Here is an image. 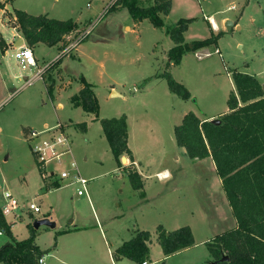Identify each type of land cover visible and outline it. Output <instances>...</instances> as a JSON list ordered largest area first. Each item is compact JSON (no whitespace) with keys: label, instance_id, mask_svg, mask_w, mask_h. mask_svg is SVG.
<instances>
[{"label":"rangeland","instance_id":"rangeland-1","mask_svg":"<svg viewBox=\"0 0 264 264\" xmlns=\"http://www.w3.org/2000/svg\"><path fill=\"white\" fill-rule=\"evenodd\" d=\"M117 1L10 0L11 17L15 15L16 9H20L32 15L47 14L51 18L61 20H79L77 21L79 31L67 37L68 44L49 46L41 43L34 47H37L35 55L39 58L38 67H48L51 62L64 55L62 62L47 72V75L51 76L49 81L44 76L45 80L39 79L21 90L20 87L25 81L24 76L33 75L37 67L32 68V71L22 70L17 63L15 49L9 48L5 55L0 47V125L3 128L0 131V202H3V194L9 185L8 191L19 198L21 203L28 205L34 200L42 208L37 214L22 211L23 208L17 210L16 213L25 215L23 221L14 213L8 214V219L16 223L14 233L19 240L30 237L31 226L35 228L36 220L48 218L56 223L58 229L70 225L74 215L77 218L85 216L87 222L91 221L92 210L88 198L77 193L79 184L65 186L70 182L66 180L63 183V190L60 191L54 190V186L48 188L45 186L46 181L42 179L32 152V141L27 139L28 130L43 129L40 125L44 120L50 121L52 125L57 123L58 113L61 119L74 117L70 96L77 92L78 86H82L81 76H85L93 83V89L95 88L99 94L100 115L110 118L121 111L129 116L132 128L131 144L139 151L143 161L152 162L150 171L155 170L159 164L160 152L163 150L161 167L171 169L175 173V179L164 182L156 177L150 179L149 190H152L155 199L152 208L158 216L159 225L170 229L177 225L178 227L190 225L200 241L210 240L215 234L235 225L228 217L223 221L221 214L215 209L218 207L215 206V200L219 194L208 184L213 175H217L210 168L213 159L190 158L186 149L178 145L174 128L181 123L185 111L194 110L202 117H206L227 109V99L232 89L228 71H249L264 78V0L174 1L175 10L170 16L163 17L164 21L171 25L182 14L199 17L200 21L192 27L198 40L206 37L202 21L204 15L213 14L216 18L231 15L234 18L241 15L240 12L242 8L244 9L240 20L243 27L233 30L225 27V31L221 32L218 39L221 55L213 53L210 57L200 59L196 55L198 50L189 51L173 69V77L191 91L192 97L189 99H184L170 89L167 79L163 76L170 68H165L161 64L160 53L157 57L151 54L152 42L161 40L162 45H166L167 42L162 40L165 37L164 31L155 28L149 20L144 23L142 32L138 28L126 30L125 25L133 23L128 8L119 6L116 9H109L110 5ZM140 1L144 6L156 3V0ZM233 3L238 8L229 11L228 7ZM16 25L17 22L13 20L3 19L0 24L1 34L7 39L11 38L16 31L14 28ZM83 33H86V36L80 44L67 52H62L69 48L71 41H75L74 38L84 36ZM208 49L214 52L215 46L211 45ZM110 53L127 54L129 59L121 68H116V63H113L112 59L109 61ZM99 59L104 60L107 73H117L119 79L114 81L106 74L104 84L99 85L101 80L98 76ZM52 79L55 87L59 85L67 88L57 95L58 102L64 105L58 113L50 101L46 87L47 81L49 83ZM69 81L73 83L72 86ZM111 85L117 87L121 96L110 95ZM65 124L73 140L81 174L90 178L88 189L93 203L97 206L99 198L111 208H115V201L122 202V207L132 204L129 194V190L132 189L126 177L129 171L126 172L123 162L120 165L116 160L108 140L103 141L101 138L105 136L101 123L93 124L88 134L84 133L80 125L69 127L67 123ZM73 130H77L78 134ZM85 138L91 139L89 147L85 146ZM63 160L65 168L72 172L70 155L63 156ZM57 162V160L53 162L56 167ZM132 163H128L127 170H131L130 166L135 165ZM125 164L127 165V162ZM113 168L116 169L111 170ZM104 171L110 172L101 176L100 173ZM72 174L74 175L73 172ZM32 176L42 182V188L34 187ZM24 179L29 181V187L21 186L25 183ZM126 181L128 189L121 195V200H117L116 197L120 195L118 190ZM220 189L223 190L222 187ZM58 194L64 197L61 201L56 199ZM133 217L128 214L123 220L114 222L110 229L101 221L104 230H107L109 241L113 234L126 237L127 231L124 227L132 225ZM41 230L49 231L50 227L42 225ZM2 239L5 240V236H0V241ZM39 243L41 247L49 245L50 235L42 233ZM154 254L155 258L153 260L150 258V264L165 263V259L154 261L161 258L156 251ZM185 258L197 261L195 264L211 263V254L204 242L184 257H171L166 264H186ZM46 259L50 264L51 261L53 264L58 263L50 254L46 255Z\"/></svg>","mask_w":264,"mask_h":264},{"label":"trees","instance_id":"trees-1","mask_svg":"<svg viewBox=\"0 0 264 264\" xmlns=\"http://www.w3.org/2000/svg\"><path fill=\"white\" fill-rule=\"evenodd\" d=\"M119 6L128 8L135 21L148 19L155 27L162 28L165 22L161 13H169L171 0H156L155 4L149 6L142 5L140 0H118L109 9ZM15 15L20 31L32 48L40 43L49 46L68 44L67 36L79 31V24L73 19L61 20L47 14L32 15L20 9L15 10ZM191 21L192 18H181L167 28L168 34L176 43L169 50L168 67L172 63L180 64L189 51H197L217 43L220 33L206 39L185 42L184 32ZM83 34L85 35L80 38L79 44L85 39L86 33ZM0 47L3 52L7 49L3 38L0 39ZM63 56L51 62L45 70L44 76L48 81L51 76L47 72L60 64ZM163 76L174 93L184 99L191 97L189 90L170 71L164 72ZM232 77L235 90L229 94V111L218 118L219 122L202 120L194 111H189L175 127V135L178 145L186 149L190 158L213 159L237 220L236 227L218 233L206 242L211 254L210 264H264V85L254 75L240 71H234ZM48 81L47 92L54 98V80ZM80 81L82 88L71 97V102L99 117L100 104L93 84L85 76H81ZM101 124L119 164L122 165L124 155L132 159L133 154L128 144L127 116L123 114L120 117L103 118ZM79 125L82 130H86L85 122ZM128 171L132 187L142 189L140 173L133 168ZM0 231L10 238L0 246V263L39 264L40 257L46 252L35 242V228L31 226L30 237L18 240L13 234L12 224L7 221L0 208ZM157 234L165 256L196 243L189 225L171 231L158 225ZM151 238L150 231L138 230L132 239L116 249L114 256L142 263L149 259Z\"/></svg>","mask_w":264,"mask_h":264},{"label":"crops","instance_id":"crops-1","mask_svg":"<svg viewBox=\"0 0 264 264\" xmlns=\"http://www.w3.org/2000/svg\"><path fill=\"white\" fill-rule=\"evenodd\" d=\"M174 1L175 0H171V8H170L169 13L168 14L161 13L162 17L170 16L174 12V10H175V2ZM237 8H238V6H236L235 3H233V5H230L228 7V10L230 11V10L237 9ZM243 10L244 9L242 8V10L240 12L241 15H239V16L237 15L238 17L235 16L234 18L231 15H226L223 18H216V17H214L213 14L207 15V16L204 15V18L202 21H203L204 25L206 26V27L204 26L205 31H206V37L200 38V40L212 37V36L217 35L219 33L221 34L222 31H225L224 28L227 27L226 23L228 22V20L232 21V23H233V26L231 28L232 30L235 28L241 29L243 27V25L241 24L240 20L242 18L243 12H244ZM181 18H187V19L192 18L193 19V21H191L189 23L187 30L184 32L185 42H192V41L198 40V39H196V35H195L196 32L192 27L194 24H196L200 21L199 20L200 18L192 16V15L182 14L175 22H173V24L178 22ZM76 21H79V20H76ZM132 21H133L132 24H126L125 25V29L128 30V28H130V30H135L136 28H138V30L140 32H142L141 29L143 28L144 23L148 21V19H144L142 21H135L132 18ZM173 24H171V25H173ZM171 25H167V23L165 22V26L162 28H158V27L154 26L155 28L161 29L162 31H164L165 37L162 38V40L166 41L167 43H166V45H162L161 40H156V41L152 42V45H151V48H152L151 54L157 57L158 54L160 53L161 64L163 66H165V68L168 67L167 65L169 62V57H168L169 50L172 47H174L176 44L175 41L170 36V34H168V32H167V28ZM14 28L16 31H15V33H13L12 37L9 39L5 38L0 32L1 37L5 40V42L7 44V49L5 51V55L9 52V48L15 49V46L17 45V43L19 42V39L21 37L24 38V43L27 44L26 38L23 36L22 32L20 31L18 24ZM138 39L140 42L141 36ZM40 44H38V45H40ZM218 44H219V40L217 41L216 44H213V46H215L214 52L210 51L208 49V47L199 49L197 52L209 53L208 55H205L203 58H200V59L210 57L213 55V53H218L219 55H221L222 51H221V49H219ZM36 48H33L34 54H35ZM217 50H219V52H217ZM110 55H111V58L109 59V61L112 59V62L116 63V65H115L116 68H121V66L125 65L126 60L129 59L127 54L110 53ZM35 57H36V60L38 63L39 58L36 55H35ZM97 63H99L98 64V67H99L98 76H99V79H101L98 83L99 85L104 84V78H105L104 75H106V74H108V76L111 79H113L114 81L119 79L117 73H111V74L107 73V71L105 70V69H107L106 68L107 66L104 63V60L99 59V62H97ZM176 66L177 65H175L173 63L171 65H169L168 68H170L169 70L171 73ZM234 71H236V70H234ZM234 71H228V75H229V78L231 81V86H232L231 91L235 90V84H234L233 77H232V74ZM240 72H242V71H240ZM243 73L254 75L264 85V78L263 79L260 78L257 73L249 72V71H243ZM63 75H64V72H63ZM172 75H173V73H172ZM69 83L71 84L70 86H72L73 83L71 81H69ZM70 86H68V88ZM93 87H94V85H93ZM111 87H112L111 93H110L111 96L115 92H116V95H113V96H118V95L121 96L120 95L121 92L118 91V89L115 85H111ZM81 88H82V86H78L77 92L74 94H77L81 90ZM66 89H67L66 87H60L58 85L54 91V98L50 97V101L55 106V110L57 113L60 109H63V107H64V105L62 103L58 102L57 95H58V93L66 90ZM94 90H95V88H94ZM135 91H137V88H135ZM189 92H190L191 97H192V93L190 90H189ZM95 93H96V96H97V98L99 100V104H100L99 94H98V92H96V90H95ZM74 94H72L70 96V99ZM227 101H228V99H227ZM71 105L73 107L72 113H73L74 117L70 116L68 119H61V116L58 113L57 123L52 125L50 123V121L44 120L41 123L40 127L43 129L46 127H54L58 123H67L69 125V127L72 125L73 126L75 125L78 127V124L85 122L87 124V126H86V130L84 133L88 134L91 131L93 124L101 123V119L104 118L103 115L99 114V117H97L94 113L87 112L82 107H76L73 105L72 102H71ZM100 109H101V107H100ZM190 111H194V110H190ZM228 111H229V107L227 106V109L225 111H222V112L217 113V114L216 113L210 114L209 116H206V117H202L201 114L196 112V111H194V112L202 120H214L216 118L217 119L220 118L224 113H226ZM188 112L189 111H185L182 114L181 122H182L184 116ZM123 114H125L127 116V120H128V144H129V147H130L132 154H133L132 159L127 158V165L125 163H123V164L125 166L126 172H128V170L126 169L128 166V163L133 162L135 164L131 167L140 173L141 178L143 180V188L142 189H134L132 187V184H131L130 179H129V175L127 173L126 174L127 181L129 180V185L132 189V190H129L130 198L132 199V204H130L126 207H122V202L115 201V208H111L109 206H106L101 201V199L97 198L98 205L96 206L95 203H93V201L91 200V196L89 193L90 198H88V197L87 198L89 201L90 208L92 210L91 221L87 222L85 216H79L77 218L74 215V218L72 219L70 225L65 226V227H61L60 229L57 228V225H55L54 227H50V230L45 231V232H41L42 226L40 228H35V230H36L35 242L37 245H39V247L43 251L46 252L44 254L45 264H50L49 262H47V259H46V255H49V254L54 258L55 261L58 262L57 264H143L145 261L142 263H139V262L134 261V260L127 258V257L116 258L114 256L116 249H118V247H120L124 242L132 239L138 230H148L152 233V238L149 242V247H150L149 259L146 260L148 262V264L151 263L149 261L150 258L152 260H153V258H155V254H154L155 251H156L157 255H161V258L155 259L154 261L165 259L166 261L164 264H166L168 259H170L171 257H176V256L184 257L185 255H188L189 251H191L195 247H198L202 243L209 241L208 239H203L200 241L199 239L196 238V236L194 234L196 243L193 246L182 249L173 255L165 256L163 249L157 240V237H158L157 227L159 224L157 223L158 222V216L155 214V209L152 208V206L155 205V199H154V195H152V190L151 189L149 190L150 179L156 177L159 181H163V182L167 181V180H173V179H175V173L167 167H165V168L161 167L162 158L164 156L163 150H161V152H160L159 164L156 165L155 170L150 171V168L152 166V164H151L152 162L151 161L147 162L146 160H144L146 163V165H145V163L142 159L143 157L139 156V151L137 149H135L131 144L132 128H131V122H130L129 116L126 113L118 111L112 117H120ZM179 124H177V125H179ZM143 126L145 127V124H143ZM77 127H76V129L78 130ZM146 129L147 128H145V130ZM2 130H3V128L0 125V131H2ZM77 130H73L74 133L78 134ZM174 130H175V128H174ZM102 131H103V128H102ZM101 138L103 139V141H105L104 139H107L106 135L101 137ZM90 140H91L90 138L84 139L85 146L89 145ZM67 155H70V159H71L70 161L75 160L77 162L76 157H75L74 147L72 148V151L70 153H68ZM205 159H207V158H205ZM209 159H212V158L209 157ZM194 160H196V159H194ZM53 162H55V161H52L48 165V168L50 170L62 171V170L68 169V168H65L66 165H65V162L63 160V157L60 161L57 162L58 167L54 166ZM213 163H214V161H213ZM213 163L211 164L212 167H210L211 171L213 173H215V172L217 173L215 163L214 164ZM57 168H59V169H57ZM78 168H79V166H78ZM114 169H116V168H113L111 170H114ZM79 171H80V169H79ZM108 172H110V171H104V172L100 173V175L104 176ZM80 173H81V171H80ZM158 174H162L161 175L162 178H159ZM41 176H42V174H41ZM42 179H43V177H42ZM88 179L90 180V178H88ZM66 180H70V179H66ZM66 180H63L60 182L56 181L55 184L54 183L51 184L45 180L46 181L45 186L47 188L49 186H51V187L54 186V188H53L54 190L60 191V190H63V187H64L63 183L66 182ZM127 181L124 182L123 185L118 190L120 195L118 197H116L117 200H119V199L121 200V195L125 192L126 189H128L127 188L128 187ZM32 183L34 184L35 188H39V187L42 188V182H39L38 180H36L35 177L32 178ZM69 184L74 185L76 183H68L65 186H68ZM208 184L210 186H212L215 189V191L219 194L217 200H215V206L216 207L218 206L217 207L218 209L217 208H215V209L217 210V212L219 214H221V218L223 219V221L226 217H228L229 220L232 222V224H235L232 228L236 227L237 226V220L233 214L232 207L229 203L227 196H224V194H223V193H225V195H226V192H225L224 187H223L222 179L219 177L218 174L217 175L214 174L213 178L209 180ZM21 186L22 187H29L30 183L26 179L25 183H23ZM220 187H222L223 190H221ZM6 188H7L6 191H8L10 188L9 185ZM40 196H42V195H40ZM63 198L64 197L62 194H58V196L56 197V199L58 201H61ZM4 199L5 198H4V194H3V202H0V208L1 209L3 208V206L5 204ZM128 214L134 216L133 217L134 221H133L131 226L126 225L124 227V229L127 231V234L125 235L126 237H122L121 234H113L110 237L111 241H109L108 235H107V230H104L103 226L105 225L108 229H110L109 227L114 222L123 220ZM5 217H6L7 221L12 224V231H13V234L15 236L14 228H15L16 223L12 222V220L10 221L8 219V214H5ZM19 218L23 221V220H25L26 217H25V215H23ZM101 221L104 223V225H102ZM156 224H158L157 227H155ZM29 225H30V223H29ZM178 226L179 225H177L176 227H173V228L177 229ZM46 227H49V226H46ZM232 228H230V229H232ZM166 229L168 231L174 230V229H170V227H168ZM192 231H193V228H192ZM42 233H48L50 235V243H49V245H44V247H41V244L39 243V239H40V236L42 235ZM193 233H194V231H193ZM0 236H5V240L2 239V241H0V246H2L5 242L9 241V239H10L5 233H3L1 231H0ZM20 240H23V239H20ZM184 262H186V264L197 263V261H195V262H194V260L189 261L186 258H185ZM51 264H53V261H51Z\"/></svg>","mask_w":264,"mask_h":264},{"label":"built area","instance_id":"built-area-1","mask_svg":"<svg viewBox=\"0 0 264 264\" xmlns=\"http://www.w3.org/2000/svg\"><path fill=\"white\" fill-rule=\"evenodd\" d=\"M9 5L10 0H0V24L1 22H3V19H7L8 21L13 20L14 22H17L16 15H14L13 17L9 16L10 13L12 15ZM88 32L89 31L87 30L86 33ZM80 38L81 37L74 38L75 41H71L69 48L62 52H67L72 47H76L79 44ZM217 52H219V50H217ZM208 54L209 53L204 52L196 53L198 58H203ZM15 57L19 67L24 71H32V68L37 67V71L33 73V75L30 74L24 76L25 81L20 87L21 90L27 86L34 84L36 80L44 79L43 76L47 67L37 66L38 63L32 47L25 43L22 45H16ZM27 139L29 141H32V152L36 158L37 165L44 180L53 184L56 181L60 182L66 179H70L69 183L79 184V187L77 188L78 195H86L88 198H90L88 189V183L90 180L80 173L78 164L75 160L71 162V167L73 168L72 172L74 173V175L68 169L62 171H54L48 168L49 163L55 160L60 161L63 156L72 151L73 140L65 123H58L54 127H46L42 130L30 128L27 132ZM161 175L162 174H158V177L162 178ZM4 198L5 204L2 208L4 215L14 213V215L19 218L22 215L16 213V211L20 208H23L22 211L26 210L30 213L35 214L42 211L40 204H38L34 200H32L28 205L23 204L10 191H6L4 193ZM39 264H45L44 255L40 257ZM143 264H148V262L145 261Z\"/></svg>","mask_w":264,"mask_h":264},{"label":"water","instance_id":"water-1","mask_svg":"<svg viewBox=\"0 0 264 264\" xmlns=\"http://www.w3.org/2000/svg\"><path fill=\"white\" fill-rule=\"evenodd\" d=\"M226 26H227V28L230 30V29L232 28V26H233L232 21L228 20V22L226 23ZM22 44H24V38H23V37H21V38L19 39V42L17 43V45H22ZM113 95H116V92L113 93ZM212 121L218 123V122H219V119L216 118V119H214V120H212ZM122 162H123V163H126V162H127V157H126V156H123V157H122ZM42 225L49 226V227H54V226L56 225V223L53 222L52 220L48 219V218L41 219V220H36V221L34 222V226H35V228H40ZM226 259H227V258H226Z\"/></svg>","mask_w":264,"mask_h":264}]
</instances>
